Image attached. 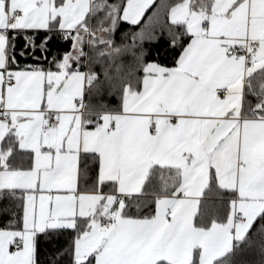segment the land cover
<instances>
[{
  "label": "snow or ice",
  "instance_id": "obj_1",
  "mask_svg": "<svg viewBox=\"0 0 264 264\" xmlns=\"http://www.w3.org/2000/svg\"><path fill=\"white\" fill-rule=\"evenodd\" d=\"M0 264H264V0H0Z\"/></svg>",
  "mask_w": 264,
  "mask_h": 264
},
{
  "label": "trees",
  "instance_id": "obj_2",
  "mask_svg": "<svg viewBox=\"0 0 264 264\" xmlns=\"http://www.w3.org/2000/svg\"><path fill=\"white\" fill-rule=\"evenodd\" d=\"M161 48H162V46H161ZM153 51L155 52V51H156V49H153Z\"/></svg>",
  "mask_w": 264,
  "mask_h": 264
}]
</instances>
